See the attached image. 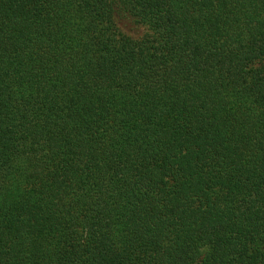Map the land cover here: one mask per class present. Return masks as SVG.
<instances>
[{
  "label": "trees",
  "instance_id": "obj_1",
  "mask_svg": "<svg viewBox=\"0 0 264 264\" xmlns=\"http://www.w3.org/2000/svg\"><path fill=\"white\" fill-rule=\"evenodd\" d=\"M0 264H264V0H0Z\"/></svg>",
  "mask_w": 264,
  "mask_h": 264
}]
</instances>
